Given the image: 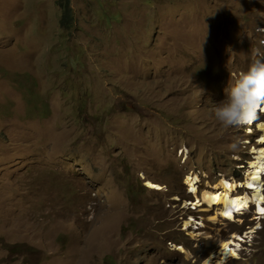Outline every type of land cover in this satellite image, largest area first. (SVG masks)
<instances>
[{
    "label": "rangeland",
    "instance_id": "obj_1",
    "mask_svg": "<svg viewBox=\"0 0 264 264\" xmlns=\"http://www.w3.org/2000/svg\"><path fill=\"white\" fill-rule=\"evenodd\" d=\"M71 7L64 27L59 0H0V264H203L234 234L224 264H264L253 209L184 204L188 174L241 180L259 139L214 109L264 53V0Z\"/></svg>",
    "mask_w": 264,
    "mask_h": 264
},
{
    "label": "clouds",
    "instance_id": "obj_2",
    "mask_svg": "<svg viewBox=\"0 0 264 264\" xmlns=\"http://www.w3.org/2000/svg\"><path fill=\"white\" fill-rule=\"evenodd\" d=\"M5 16V15H3ZM3 34V33H2ZM1 34V35H2ZM253 55L256 57L249 65L246 71L240 72L233 82L228 84L225 89L224 99L217 104L214 109L215 118L219 121L224 127H235L240 128L242 133L245 132V128H251L253 126V130L256 129L259 132H264V119L261 117L264 116V53H261L259 50H255ZM252 130V131H253ZM240 132V131H239ZM251 132V131H250ZM244 140V139H241ZM261 140H264V137H261ZM244 145H249L251 143H246L244 140ZM253 143V142H252ZM255 146H252L250 149L251 159L246 162V166L240 165V168L243 178L246 177L247 173V183L252 185L254 191L252 199L253 201H258L259 199H264V147L259 145L258 138L254 140ZM233 148L236 145L232 146ZM262 147V148H260ZM188 175H192L191 173ZM187 175V176H188ZM186 176V177H187ZM197 177L196 175H193ZM242 178V179H243ZM241 179V180H242ZM219 181V180H218ZM186 185V178L184 181ZM145 186H148L147 183H144ZM215 185L213 184L208 188L205 186L204 188L199 189L198 181L195 186V192H190V190L185 187L188 193L193 195V199H189L184 202L186 207L189 210H198L199 212H211V215L208 216L209 221L220 220V221H228L226 220L222 214H219L214 219L215 210L213 207L209 205V203L204 202L201 199V192L203 190L213 191L215 190ZM149 187V186H148ZM240 188L236 193H240V190H248L245 187H237ZM236 188V189H237ZM220 191V190H218ZM193 201L197 202L196 204ZM194 206V207H192ZM255 211V204H251L248 208L242 210V212L246 210ZM237 212V210H236ZM242 214H235V217ZM234 217V218H235ZM264 218V215L261 219ZM189 218L188 220H190ZM186 220V221H188ZM196 220V224L193 223L189 226H185V222L180 228L181 231H187L188 229L193 231L199 230L200 226H203L202 220ZM230 221V220H229ZM259 229V228H258Z\"/></svg>",
    "mask_w": 264,
    "mask_h": 264
},
{
    "label": "bare ground",
    "instance_id": "obj_3",
    "mask_svg": "<svg viewBox=\"0 0 264 264\" xmlns=\"http://www.w3.org/2000/svg\"><path fill=\"white\" fill-rule=\"evenodd\" d=\"M258 137H259L258 139L259 145L263 144L262 146L264 147V140H261V137H264V132L260 131ZM244 138L246 139L245 134H244ZM248 143H250L249 139H248ZM247 173L245 174L246 177L243 178L242 180L221 177L219 181L215 183L216 184L214 187L215 190L209 191L205 189L201 192L200 196L204 202L209 203L210 206L217 207L215 209L214 216L212 217L213 219L218 216L217 214L219 212V214H222V216L226 220L231 221L235 217V214L233 213L242 214L244 213V211L242 212V210L248 208L251 204H255V211H254L255 217L253 216L254 219H257L258 218L257 216H259L260 219L263 217L264 211L262 210H264V205H263L264 199H259L258 201L255 202L253 201L252 196L254 189L252 185L247 183ZM197 181L198 178L194 177L193 175H188L186 177V186L190 190V192L193 193L195 192V186L197 184ZM147 185L150 186V188L156 190L160 189V186L154 182L148 181ZM237 187H245L247 189H250V191L243 190L241 193H236L235 189ZM218 190L220 191L218 192ZM237 208H239V211L236 212L233 210V209L237 210ZM226 213H230V216L226 215ZM193 223L196 224V220H194ZM189 225L191 224H187V225L185 224V226H189ZM235 235L236 234L232 235L233 237L229 238L228 240H224V241L222 240L223 242L221 244V249L219 250L218 260L216 258L214 259V257H216L215 255H211L210 257L207 258V260L204 261L203 264H224L227 259L234 257L236 255V251L239 250V246L241 245L239 242L236 241ZM244 237H247V235ZM239 240L243 241V239H239ZM180 249L184 250L183 247H180Z\"/></svg>",
    "mask_w": 264,
    "mask_h": 264
},
{
    "label": "trees",
    "instance_id": "obj_4",
    "mask_svg": "<svg viewBox=\"0 0 264 264\" xmlns=\"http://www.w3.org/2000/svg\"><path fill=\"white\" fill-rule=\"evenodd\" d=\"M61 6V16L59 25L69 27L72 24L73 8L71 7V0H59Z\"/></svg>",
    "mask_w": 264,
    "mask_h": 264
},
{
    "label": "built area",
    "instance_id": "obj_5",
    "mask_svg": "<svg viewBox=\"0 0 264 264\" xmlns=\"http://www.w3.org/2000/svg\"><path fill=\"white\" fill-rule=\"evenodd\" d=\"M246 129V135L247 136H250V134H252V131L251 130H253V126L249 129V128H245ZM249 131H251V132H249ZM248 132V133H247ZM246 143H248V140H246ZM249 144V143H248ZM237 167H240V165H238ZM240 188H237V189H235V192H237V190H239ZM248 190H250V189H248ZM219 192V191H218ZM193 203L194 204H196L197 202H195V201H193ZM264 205V204H263ZM192 207H194V206H192ZM211 207H213L214 208V210L217 208L216 206H211ZM234 211H236L235 209H233ZM263 215V214H262Z\"/></svg>",
    "mask_w": 264,
    "mask_h": 264
},
{
    "label": "snow or ice",
    "instance_id": "obj_6",
    "mask_svg": "<svg viewBox=\"0 0 264 264\" xmlns=\"http://www.w3.org/2000/svg\"><path fill=\"white\" fill-rule=\"evenodd\" d=\"M237 211H239V208H237ZM262 211H264V210H262ZM226 215H229L230 216V213H226Z\"/></svg>",
    "mask_w": 264,
    "mask_h": 264
}]
</instances>
